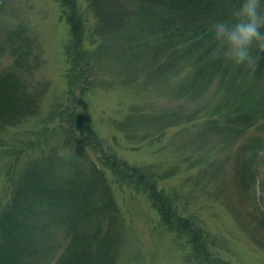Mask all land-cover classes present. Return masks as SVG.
Instances as JSON below:
<instances>
[{"label": "rangeland", "instance_id": "1", "mask_svg": "<svg viewBox=\"0 0 264 264\" xmlns=\"http://www.w3.org/2000/svg\"><path fill=\"white\" fill-rule=\"evenodd\" d=\"M5 1L1 22L22 24L35 38L41 64L31 79L42 94L36 113L0 132L1 205L24 170L40 166L56 150L61 154L66 129L82 120L96 137L90 143L95 158L115 156L148 175L182 216L209 233L214 254L229 264H264V167L254 168L256 181L248 192L236 172L245 145L264 141V81L227 59L226 76L216 73L207 88L210 68L205 78L190 61L165 72L173 57L163 52L156 59L134 48L135 20L125 17L118 30L105 25L116 17L109 12L124 8L123 0H77L86 53L79 66L69 10L61 0ZM12 62L9 51L0 55L3 69ZM106 173L123 221L115 264L198 262L188 239L163 222L148 190L113 170Z\"/></svg>", "mask_w": 264, "mask_h": 264}, {"label": "trees", "instance_id": "2", "mask_svg": "<svg viewBox=\"0 0 264 264\" xmlns=\"http://www.w3.org/2000/svg\"><path fill=\"white\" fill-rule=\"evenodd\" d=\"M61 2L69 10L68 21L78 45L80 66L86 54L81 46L83 15L78 11L77 0ZM238 2L123 0L124 8L109 12L108 16L116 17L104 22L111 30H118L117 23L125 17L135 20L139 37L134 48L139 53L156 59L163 52L173 57L165 72L190 61L198 69V75L201 73L205 78L204 71L210 68L212 75L205 82L206 87L216 73L224 78L228 71L221 46L213 39L212 25L218 20H231L230 11ZM261 2L264 4V0ZM7 8L6 1L0 0V55L9 51L13 57L9 68L0 65V132L36 113L42 94L39 84L31 79L41 64L35 38L22 24L7 27L1 22ZM83 66L80 77L85 82L89 66ZM243 68L255 80L264 81V59L255 71ZM204 85L194 90L195 97L204 92ZM93 140H96L94 132L82 120L70 124L61 154H56V150L41 160L40 166L24 170L15 182L10 200L3 206L0 203V264H115L123 221L106 169L148 190L163 222L188 239L198 260L195 264H229L213 253L209 233L194 218L182 216L171 196L157 190L156 182H150L148 175L119 162L115 156L95 158L90 152L95 148L90 144ZM263 145L262 139H252L239 152L236 172L244 192L255 184L254 168L264 167ZM119 164L123 165L122 170Z\"/></svg>", "mask_w": 264, "mask_h": 264}, {"label": "clouds", "instance_id": "3", "mask_svg": "<svg viewBox=\"0 0 264 264\" xmlns=\"http://www.w3.org/2000/svg\"><path fill=\"white\" fill-rule=\"evenodd\" d=\"M230 16L229 21L213 23V39L227 60L255 71L264 59V4L261 0H239Z\"/></svg>", "mask_w": 264, "mask_h": 264}]
</instances>
